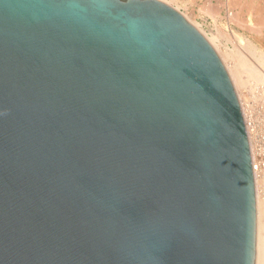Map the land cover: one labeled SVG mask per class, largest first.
Wrapping results in <instances>:
<instances>
[{
    "label": "water",
    "instance_id": "water-1",
    "mask_svg": "<svg viewBox=\"0 0 264 264\" xmlns=\"http://www.w3.org/2000/svg\"><path fill=\"white\" fill-rule=\"evenodd\" d=\"M247 127L163 0H0V264H255Z\"/></svg>",
    "mask_w": 264,
    "mask_h": 264
},
{
    "label": "rangeland",
    "instance_id": "rangeland-1",
    "mask_svg": "<svg viewBox=\"0 0 264 264\" xmlns=\"http://www.w3.org/2000/svg\"><path fill=\"white\" fill-rule=\"evenodd\" d=\"M239 1L240 0H165V2H168L173 7L177 8L186 17H188L196 25L195 27H197V29L202 30V34L211 41L210 43L214 48H216V52H219L218 55L219 57L221 56V60H225L223 57L225 53L233 52L236 50V48H238L239 50H237L240 51L243 57L248 59L249 62L251 61L252 64H256V59H254V57L246 50L250 49L253 51H257V53L262 54L261 56L264 60V15H262V19L259 18L257 20L256 14H254V12H256V10L258 9H262V14H264V0ZM232 3L233 6H231ZM246 3L249 5V7L246 6ZM228 4H230L229 7ZM260 5H262V8ZM250 12L252 13V16L250 15ZM234 15L235 17H233ZM230 17H232L233 19ZM240 18L242 19L240 20ZM254 19L257 21H255ZM256 22H259V24H256ZM251 26L254 29H261V27L262 29H255L257 31L250 30L249 28H251ZM258 32L260 34H258ZM225 63H227V67H231L232 65L231 60H225ZM258 65L260 66V64ZM237 93L242 98L241 103L243 105L244 112L246 111L245 115L247 116L246 120L247 125L249 126L250 148L255 158V162L260 163V166L262 168L259 169L260 171L258 173V176H264V173L262 174L264 170V98L257 96L258 91L255 92L254 90L253 92V89L249 86L247 88L237 90ZM241 95H246L245 97L247 99V105L244 103L246 102L245 99H243L244 96ZM251 99L253 101H251ZM260 188V191L264 189V180L260 185Z\"/></svg>",
    "mask_w": 264,
    "mask_h": 264
},
{
    "label": "bare ground",
    "instance_id": "bare-ground-1",
    "mask_svg": "<svg viewBox=\"0 0 264 264\" xmlns=\"http://www.w3.org/2000/svg\"><path fill=\"white\" fill-rule=\"evenodd\" d=\"M165 1V0H163ZM236 1V0H235ZM238 1V0H237ZM241 1V0H240ZM239 1V2H240ZM243 1V0H242ZM254 2V1H253ZM168 3V2H167ZM249 3V2H247ZM246 3V6L249 7V5ZM206 4V3H205ZM222 4V3H221ZM231 4V3H230ZM228 4V7L229 5ZM238 4V3H237ZM242 4V3H240ZM244 4V3H243ZM259 4V3H258ZM207 5V4H206ZM264 5V4H263ZM233 6V3L232 5ZM230 6V7H231ZM238 6V5H237ZM240 6V5H239ZM242 6V5H241ZM261 8H262V5H260ZM259 6V7H260ZM244 7V6H243ZM203 8V7H202ZM245 8V7H244ZM264 8V7H263ZM211 9V8H210ZM240 10V8H239ZM256 10V9H255ZM205 11V10H204ZM209 11V10H208ZM228 12V11H227ZM249 12V11H247ZM254 12V11H253ZM263 10L262 9H258L256 10V12H254V14H256V19L258 20L259 18L262 19L261 17H263L262 14ZM244 13V12H243ZM232 14V12H231ZM241 14V13H240ZM252 13L250 12V15ZM243 15V14H242ZM241 15V16H242ZM252 16V15H251ZM186 17V16H185ZM235 17V15L233 16ZM238 17V16H236ZM191 23H193L188 17H186ZM232 18V17H230ZM248 18V17H247ZM233 19V18H232ZM242 18H240L241 20ZM245 19V18H244ZM249 19V18H248ZM251 19V18H250ZM253 19V18H252ZM236 20V19H235ZM239 20V21H240ZM255 20V19H254ZM255 20V21H257ZM234 21V20H232ZM253 21V20H252ZM254 21V22H255ZM243 22V21H241ZM245 23V22H244ZM243 23V24H244ZM249 23V22H248ZM252 23V22H251ZM259 24V22H256V24ZM261 23V22H260ZM194 24V23H193ZM237 24V23H236ZM239 24V23H238ZM242 24V23H241ZM246 24V23H245ZM252 25V24H251ZM264 25V24H263ZM262 25V26H263ZM194 26H196L194 24ZM244 26V25H243ZM247 26V25H246ZM245 26V28H246ZM253 26V25H252ZM251 26V28H249L250 30H255L257 28H253ZM255 26V25H254ZM253 28V29H252ZM264 28V27H263ZM260 28H258L257 30H259ZM262 29V27H261ZM260 29V30H261ZM199 30V29H198ZM255 30V31H257ZM201 33H202V30H199ZM263 32V31H262ZM258 34H260L258 32ZM263 34V33H262ZM240 39V38H238ZM207 40L209 41V43L211 42L208 38ZM211 44V43H210ZM212 45V44H211ZM239 46V45H238ZM247 47V46H246ZM214 48V47H213ZM253 48V47H252ZM216 49V48H214ZM238 48H236L235 51L233 52H230V53H225L223 55L224 59L225 60H231L232 61V65L231 67H227V63H225V60H221L223 63H224V66L229 74V77L233 83V86H234V89H235V92L237 94V97H238V100H239V103H240V106H241V109H242V113H243V117H244V120H245V125L247 127V133H248V138H249V126L247 125V120H246V115H245V112H244V108H243V105H242V98L239 96V94L237 93V90L239 89H242V88H247L248 86L250 88L253 89V92L255 90L258 91V95L259 97L261 98H264V60L262 58V54H259L257 53V51H253V50H246L247 52H249L253 57L254 59H256L257 61V65L256 64H252L251 61L249 62L248 59H246L245 57L242 56V54L240 53V51L237 50ZM217 51V50H216ZM217 54H219V52H217ZM247 54V53H246ZM219 56V55H218ZM251 56V57H252ZM221 57V56H220ZM250 60V59H249ZM231 64V62H230ZM260 64V66L258 65ZM252 91V90H251ZM250 91V92H251ZM254 95V94H253ZM241 96H244V95H241ZM246 96V95H245ZM243 97V99H245L246 102H244L246 105H247V99L246 97ZM253 97V96H251ZM250 98V97H249ZM256 99V98H255ZM251 101H253L251 99ZM264 101V100H263ZM251 127V126H250ZM249 145H250V140H249ZM250 152H251V160L253 162V164L255 165V158L253 156V153H252V150L250 148ZM261 168V166H260ZM259 165L256 164L255 166V170L253 171V178H254V184H255V205H256V253H255V264H264V189L262 191H260L259 189L260 188V185L263 183V180H264V176L263 175H259L258 176V173H259ZM262 169V168H261ZM264 173V170L262 172V174Z\"/></svg>",
    "mask_w": 264,
    "mask_h": 264
},
{
    "label": "built area",
    "instance_id": "built-area-1",
    "mask_svg": "<svg viewBox=\"0 0 264 264\" xmlns=\"http://www.w3.org/2000/svg\"><path fill=\"white\" fill-rule=\"evenodd\" d=\"M256 164H258V165H259V168H260V163H255V165H254L253 162H252L253 171L255 170V166H256Z\"/></svg>",
    "mask_w": 264,
    "mask_h": 264
}]
</instances>
